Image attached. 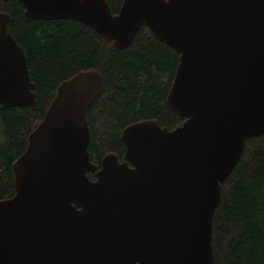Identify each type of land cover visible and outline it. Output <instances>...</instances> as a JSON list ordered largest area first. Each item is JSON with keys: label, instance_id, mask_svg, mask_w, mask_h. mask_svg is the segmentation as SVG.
Returning a JSON list of instances; mask_svg holds the SVG:
<instances>
[{"label": "water", "instance_id": "1", "mask_svg": "<svg viewBox=\"0 0 264 264\" xmlns=\"http://www.w3.org/2000/svg\"><path fill=\"white\" fill-rule=\"evenodd\" d=\"M8 1V0H4ZM36 20H76L120 49L146 24L179 54L167 95L184 122L125 127L123 159L92 162L98 70L61 82L0 199V264H213L222 183L264 133V0H18ZM0 12V106L37 109L27 55ZM95 173V178L89 176Z\"/></svg>", "mask_w": 264, "mask_h": 264}, {"label": "trees", "instance_id": "2", "mask_svg": "<svg viewBox=\"0 0 264 264\" xmlns=\"http://www.w3.org/2000/svg\"><path fill=\"white\" fill-rule=\"evenodd\" d=\"M107 1L118 13L123 0ZM0 12L11 15L9 28L27 55L38 102L37 109L0 106V199L15 194L13 163L27 150L59 84L81 71L98 70L104 76L103 90L87 111L95 164L110 152L123 159L121 134L131 123L157 119L173 129L184 122L166 100L180 54L146 24L120 49L80 21L32 19L18 0H0ZM89 176L94 179L95 173ZM213 247V264H264V133L246 141L222 183Z\"/></svg>", "mask_w": 264, "mask_h": 264}]
</instances>
